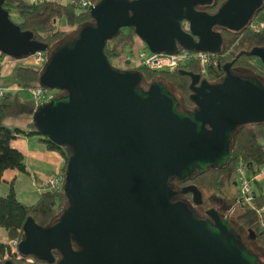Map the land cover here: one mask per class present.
Listing matches in <instances>:
<instances>
[{
    "label": "water",
    "instance_id": "obj_1",
    "mask_svg": "<svg viewBox=\"0 0 264 264\" xmlns=\"http://www.w3.org/2000/svg\"><path fill=\"white\" fill-rule=\"evenodd\" d=\"M212 1L101 0L89 9L91 24L49 51L9 20L0 0V55L49 53L38 85L60 94L34 107L31 121L42 139L69 155L61 187L68 206L44 228L27 217L17 254L45 264H260L237 245L226 217L209 209L207 220L197 219L186 202L174 200L170 182L224 167L231 133L264 122V88L232 75L230 63L215 85L177 71L189 79L194 106L180 112L162 83L141 88L139 72H120L103 55L105 42L128 28L152 54L180 48L218 55L222 39L212 29L243 30L262 0H225L212 15L196 10ZM248 55L264 69L263 48ZM179 194L202 204L193 185Z\"/></svg>",
    "mask_w": 264,
    "mask_h": 264
},
{
    "label": "trees",
    "instance_id": "obj_2",
    "mask_svg": "<svg viewBox=\"0 0 264 264\" xmlns=\"http://www.w3.org/2000/svg\"><path fill=\"white\" fill-rule=\"evenodd\" d=\"M101 0H91L93 5L99 3ZM225 0H213L210 7L196 8L198 11H204L207 14H213L216 9ZM1 8L8 14L13 11L17 15L18 24H15L20 31H26L33 35L34 40L44 43L49 51H53L60 43L63 42L67 32H62L56 29V25L60 22L69 30H77L85 24H91L92 20L88 14L78 13L72 8L57 6L52 4H41L37 6H28L22 0H3ZM261 23L263 29L260 33H254L247 27L242 33H229L228 31L218 29L222 33L225 46L222 48L216 59L220 65H224L232 60L238 50H248L251 47L264 49V11L255 14L250 22ZM14 24V23H13ZM179 26L185 33L187 31V24L180 22ZM242 38L237 42V37ZM136 39L131 28L120 29L118 34L110 41L105 42L103 48V55L108 64L114 69L124 71H137L142 77L140 87L151 81H166L175 89L180 91V94L185 97L188 80L177 72H154L145 68L131 69L127 57L131 53ZM238 49V50H237ZM177 50H181L177 48ZM126 51L128 52L125 57ZM44 63L47 60L49 53L45 52ZM0 57H3L2 55ZM242 58V57H241ZM240 58V59H241ZM244 59V58H243ZM249 61V63H248ZM246 62H239L241 65L252 67L254 59L250 58ZM43 63V65H44ZM114 64L116 66H114ZM42 65V67H43ZM40 68L18 67L14 71V78L17 87L23 91L28 92L40 88L38 85V77L41 72ZM255 74L264 78V71L258 67L256 70L252 67ZM185 71L197 73L195 68H186ZM210 81H217L221 77L218 69L214 68L208 72ZM264 85V84H263ZM264 87V86H263ZM46 92H51L44 90ZM55 95V92H52ZM56 94H60L57 93ZM51 95V94H50ZM0 184L1 177L5 171H16L19 174H25V167L23 164L22 154L11 148L10 143L18 137H37V143L42 145L46 151L54 152L61 158L62 165L58 171V175L63 176L66 165L69 159L66 147H58L46 139H42L36 133V129L31 121L33 113V105L25 104L18 96L2 97L0 98ZM23 116L29 118V122L25 125L23 130L16 128H8L2 126L4 120L18 119ZM264 142V122L260 124H252L241 126L231 133V140L228 144V149L232 153V158L226 162V165L221 169H208L202 175L193 176L191 181H186L179 187L186 185H193L198 191L207 189L208 191L220 192L224 191L225 187L231 186V182L235 181V169L239 163L243 164L246 172L250 173L253 169H261L264 173V148L261 144ZM250 182V179L247 178ZM64 179L62 181V184ZM175 181H172L174 183ZM41 183H38V185ZM179 185V184H177ZM170 186H173L170 184ZM62 187V185H61ZM37 190V189H36ZM38 196L36 201L31 205H23L20 203L9 187L3 196H0V230L5 234L6 241H17L22 239V225L27 217H30L33 222L39 227H47L54 220H56L61 211L68 206L64 192H50L49 190L37 191ZM264 205V197L255 195L252 202L253 208H261ZM264 218V213L261 215ZM260 216L250 208V206L237 204L233 213L232 223L236 228L243 232L246 241H249L247 232L251 231L254 235L253 244L262 253L264 258V234L259 227ZM237 245L243 246L249 252L247 245H245L236 231ZM5 245L0 244V263L5 250ZM250 253V252H249ZM251 254V253H250ZM55 260L57 259L53 254ZM33 258V257H32ZM34 259V258H33ZM35 264H44L34 259ZM259 262V261H258Z\"/></svg>",
    "mask_w": 264,
    "mask_h": 264
},
{
    "label": "built area",
    "instance_id": "obj_3",
    "mask_svg": "<svg viewBox=\"0 0 264 264\" xmlns=\"http://www.w3.org/2000/svg\"><path fill=\"white\" fill-rule=\"evenodd\" d=\"M28 6H37L41 4H52L57 6H64L72 8L78 13L88 14L89 9L93 6L91 0H22ZM264 4V0H262ZM136 45V50H135ZM32 58L33 64L36 68L42 67L44 63V54L37 52L30 56ZM129 62V67L131 69L145 68L149 71L154 72H177L186 69L187 66H192L197 70L201 79L207 78L208 71L217 66L216 56L211 53H197L186 50H177L174 54H152L148 51L146 46L139 39L134 40V45L132 47L131 56L127 57ZM30 95L33 99V107H37L40 104L45 103L52 95L47 94L41 88H36L30 91ZM4 95L3 90L0 89V98ZM245 166L243 164L237 165L235 169V183L238 190L237 204L250 206V208L257 214L261 216L264 213V205L257 209L252 207V201L254 198V193L250 188V184L245 176ZM63 176L58 175V172L50 175L46 181L37 184V191L49 190L50 192H61V185L63 181ZM261 232L264 234V220L259 222ZM17 241H6L4 243L5 250L2 256V261H14L20 256L16 252ZM30 261L26 260L25 264Z\"/></svg>",
    "mask_w": 264,
    "mask_h": 264
},
{
    "label": "crops",
    "instance_id": "obj_4",
    "mask_svg": "<svg viewBox=\"0 0 264 264\" xmlns=\"http://www.w3.org/2000/svg\"><path fill=\"white\" fill-rule=\"evenodd\" d=\"M28 58L29 57L12 61L8 57H0V89L4 92L3 97H14L15 95L18 96L19 93L23 94V91L17 87L15 82L14 71L18 67H30L35 69L36 67L32 60L24 61L30 60ZM27 123H25V125ZM25 125L22 127L20 126L21 128L12 125L10 129L16 128L23 130L22 128H24ZM261 144L264 148V142ZM10 146L22 154L25 174H19L16 171H5L2 174L0 186L3 185L6 189L11 187L17 200L21 197V193L27 194L32 191L31 195L35 194L33 200L30 199V196L22 197L24 200H32L31 203L27 204L31 205L36 201L38 196L36 190L37 184L46 181L50 175L60 170L62 165L61 158L54 152L46 151L42 145L37 143V137L34 136L18 137L10 143ZM246 177L250 179L249 184L253 193L264 197V173L262 170L260 168L253 169L250 173H246ZM24 181L28 186L22 185ZM27 188L30 192H26ZM0 235H2L0 244L6 243L5 234L2 230H0Z\"/></svg>",
    "mask_w": 264,
    "mask_h": 264
},
{
    "label": "flooded vegetation",
    "instance_id": "obj_5",
    "mask_svg": "<svg viewBox=\"0 0 264 264\" xmlns=\"http://www.w3.org/2000/svg\"><path fill=\"white\" fill-rule=\"evenodd\" d=\"M261 11H264V4H262V6H261ZM260 11V12H261ZM259 13V12H258ZM214 14V13H213ZM211 15H212V13H211ZM248 29H250L252 32H254V33H260V31H262V29H263V27H262V25H261V23H259V22H248V24H247V26H246ZM245 27V28H246ZM218 29H221V28H217V27H214L212 30L214 31V32H217V33H219L220 34V36H221V39H222V43H221V46H220V51L222 50V48H224V46H225V43H224V40H223V38H222V33L221 32H219V30ZM222 30H224V29H222ZM244 30V29H243ZM243 30H241V31H238V32H230V31H228L229 33H242V31ZM225 31H227V30H225ZM242 37L241 36H239V37H237L236 39H237V42L241 39ZM254 48H257V47H251V48H249L248 50H238L237 52H236V54H235V56H234V58L232 59V60H230L229 62H227V63H230L231 65H230V68H229V72L232 74V75H234V76H236V77H238V78H240L241 80H245L246 78H248V79H251L252 81H254L255 83H257V84H259V85H261L262 87L264 86L263 84H264V78H261L259 75H257V74H255V72H254V70H253V68L252 67H256L255 69L256 70H258V67H260L263 71H264V69H263V67L261 66V64H260V62H259V60L257 59V58H255V57H252V56H250V55H248V53L252 50V49H254ZM220 53V52H219ZM215 55V54H214ZM216 57H217V55H215ZM242 57V58H241ZM241 58V59H240ZM244 58V59H243ZM250 58H253L254 59V64H255V66L254 65H250V66H252V67H248V66H244V65H241L239 62H246V61H248ZM217 59H218V57H217ZM217 59H216V61H217ZM248 63H249V61H248ZM222 65H220L219 64V61H217V66L216 67H214V68H216V69H218L219 71H220V73H221V77H220V79L219 80H217V81H210V80H208V78H209V74H207V78L206 79H204L208 84H210V85H215V84H218L220 81H221V79L223 78V76H224V74H223V72H222V70H221V67ZM219 67V68H218ZM187 68H193L192 66H187ZM213 68V69H214ZM212 69V70H213ZM186 69H183V70H180V71H184L185 73H190V74H192V75H196V76H198V80L200 81V80H202L201 79V77H200V75L198 74V73H194V72H188V71H185ZM211 71V70H210ZM209 72V71H208ZM178 76H181V77H183V78H186L187 80H188V83H187V87H186V93H183V94H185V97H183L181 94H180V91L178 90V89H175L171 84H169L168 82H166V81H159L160 83H162L163 85H165V87H166V84L169 86V88L171 89V91L169 90V92H171L172 94H173V97L177 100V104H178V111H180V112H183V111H192V109L194 108V106L190 103V101H189V95H190V92L188 91V85H189V79L186 77V76H182V75H178ZM155 81H157V80H155ZM155 81H152V82H155ZM264 88V87H263ZM236 129H238V128H236ZM239 164H241V163H239ZM238 164V165H239ZM246 169V168H245ZM246 171H245V176H246ZM170 184H172L173 186H171V188L175 191V192H177V195H176V197L174 198V200H181V201H184V202H186L188 205H189V207L193 210V211H195L198 215H205V211H207V210H209L210 208H212V207H210V206H206V205H203V203L200 205V206H193L192 204H191V202H190V196L189 195H180L179 194V189L181 188V187H179L180 185H182V184H180V183H178V182H174V183H172V181L170 182ZM177 184H179V185H177ZM184 184V183H183ZM185 186V185H184ZM231 186H236V188H237V185H236V183H235V181L234 182H231ZM183 187V186H182ZM236 195H237V198H238V190H236ZM237 202V201H236ZM194 212V213H195ZM226 215L227 214H225L224 215V217H226ZM231 220V219H230ZM232 222V221H231ZM237 230V232L239 233V236L241 237V239H242V241H243V243L245 244V245H247V247H248V245H251V244H253V239H250L249 238V236H247L248 237V239H249V241H246V239H245V237H244V234H243V232L242 231H240L238 228H236ZM248 235V234H247ZM26 260H29L30 262L28 263V264H35V262H34V259L32 258V257H23V256H19L18 257V259L17 260H14V261H12V263L13 264H25V261ZM39 262V261H38ZM45 264V263H44Z\"/></svg>",
    "mask_w": 264,
    "mask_h": 264
},
{
    "label": "rangeland",
    "instance_id": "obj_6",
    "mask_svg": "<svg viewBox=\"0 0 264 264\" xmlns=\"http://www.w3.org/2000/svg\"><path fill=\"white\" fill-rule=\"evenodd\" d=\"M8 17L12 23L18 24V18H17V15L15 14V12L11 11L8 14ZM56 29H58L62 32H67V35L64 39L73 38L77 32L76 30H69V29L65 28V26L62 24V22H60L56 25ZM136 48L137 47L135 45V50H136ZM125 54H126L125 55V57H126L128 52L126 51ZM128 55L130 57L131 53L129 52ZM9 59H11V58H9ZM22 59H25V58H22ZM28 59H30V60H24V61L26 62V61L32 60V58H28ZM11 60L14 61V59H11ZM114 66H116V65L114 64ZM167 88L171 91L169 86L166 84V89ZM168 89H167V91L169 92ZM52 92H54V91L47 92V94L52 95L53 94ZM169 93H171V92H169ZM30 94L25 91V92H23V94L19 93L18 97L25 104L32 106L33 105V99H32ZM55 95H57L56 92H55ZM14 120H16V121H14ZM14 120H12V119L4 120L2 123V126H4V127L7 126L8 128H10L12 125H15L18 128H21L22 126L25 125V123L28 122L29 118L26 116H23L21 118L14 119ZM22 129H24V128H22ZM22 185L28 186V184L25 181L22 183ZM236 190H237L236 186H228V187L224 188V191L222 193H220V192L215 193L213 191H208L207 189H204L201 191V197H202L203 205L212 207L210 209H213L218 214L219 218H222V217H224L225 214H227L226 218L228 219L229 224L231 225V227H233L235 229H236V227L234 226V224L231 221H233V213H234V210H235L236 205H237V203H236V201H237ZM6 191H7V189L5 188V186H3V185L0 186V196H3L6 193ZM26 192H30V190H28V188H27ZM31 192L27 193V194L21 193V197H19V199H18L20 201V203H22L23 205H27V204L31 203L35 197L34 196L35 194L31 195ZM24 196H30V199H32V200L31 201L24 200L22 198ZM195 217L197 219L207 220V217L205 215H198L196 212H195ZM1 236L2 235H0V241L2 240ZM248 249H249V252L257 258V260L259 261L260 264H264V258H262L263 257L262 253L255 247L254 244L248 245Z\"/></svg>",
    "mask_w": 264,
    "mask_h": 264
},
{
    "label": "bare ground",
    "instance_id": "obj_7",
    "mask_svg": "<svg viewBox=\"0 0 264 264\" xmlns=\"http://www.w3.org/2000/svg\"><path fill=\"white\" fill-rule=\"evenodd\" d=\"M254 199V198H253ZM253 202V201H252ZM260 220H264V218L262 217V216H260ZM259 227H260V225H259ZM261 230V229H260Z\"/></svg>",
    "mask_w": 264,
    "mask_h": 264
},
{
    "label": "clouds",
    "instance_id": "obj_8",
    "mask_svg": "<svg viewBox=\"0 0 264 264\" xmlns=\"http://www.w3.org/2000/svg\"><path fill=\"white\" fill-rule=\"evenodd\" d=\"M1 56V55H0ZM5 57V56H4Z\"/></svg>",
    "mask_w": 264,
    "mask_h": 264
}]
</instances>
